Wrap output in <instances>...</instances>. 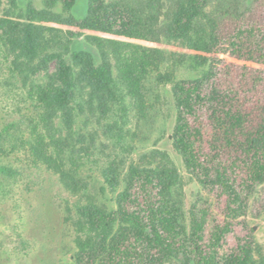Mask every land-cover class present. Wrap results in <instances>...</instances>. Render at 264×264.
<instances>
[{
  "label": "trees",
  "instance_id": "trees-1",
  "mask_svg": "<svg viewBox=\"0 0 264 264\" xmlns=\"http://www.w3.org/2000/svg\"><path fill=\"white\" fill-rule=\"evenodd\" d=\"M4 1L0 44L12 57V77L29 85L34 114L29 136L0 130V188L19 173L1 157L10 146L20 149V140L34 165L78 197L87 235L76 264H264L247 220L264 185V101L256 100V114L251 96L264 87V22L240 17L223 32L207 10L210 0H87L81 16L73 13L77 0H40V7L37 0ZM79 38L98 54L75 47ZM162 39L182 51L161 48ZM180 67L191 74L177 79ZM152 79L173 82L172 145L202 190L189 210L166 152L130 162L120 152L97 158L107 141L123 140L130 110L149 118L144 89ZM95 164L111 206L90 194ZM213 193L224 203L220 218ZM237 224L247 230L226 248Z\"/></svg>",
  "mask_w": 264,
  "mask_h": 264
},
{
  "label": "rangeland",
  "instance_id": "rangeland-1",
  "mask_svg": "<svg viewBox=\"0 0 264 264\" xmlns=\"http://www.w3.org/2000/svg\"><path fill=\"white\" fill-rule=\"evenodd\" d=\"M37 6L41 1L37 0ZM21 5L25 1L21 0ZM7 7V0L4 1ZM87 0H77L73 13L84 15ZM249 8L245 14V9ZM208 12L219 19L222 31L230 30L239 18L246 21L264 22V0H210ZM75 47L98 50L84 38L75 42ZM167 51H182L176 42L162 41L158 44ZM12 57L7 55L0 44V130L8 127L13 135H28L29 119L34 114L33 105L28 96L29 85L23 83L22 77H12ZM115 61V60H114ZM176 78L180 79L191 74L189 70L180 67L176 71ZM225 78H228L225 76ZM144 89L149 109V118L141 119L137 109L129 111L127 132L123 140L107 141L101 147L97 158L102 161L120 152L126 156V161H138L142 154L151 150L166 152L172 163L178 168L183 178V193L185 207L196 202L202 193L200 184L186 172L181 156L172 145V132L177 119V107L173 92V82L156 85L154 80ZM254 89L251 93L256 114L259 110L256 100L264 101V87ZM131 99V96H129ZM130 101V100H128ZM210 128H207V132ZM17 138L13 139L16 142ZM106 142L105 137L99 143ZM98 143V144H99ZM19 148L2 156V161L15 166L18 175L5 180L0 188V264H76L74 254L79 248V242L86 238V227L79 224L75 207L77 196L67 191L59 182L58 176L42 165H34L28 156L26 148L18 141ZM95 179H89V191L92 197L101 203L112 205V194L109 190L103 192L104 182L99 175L97 165L93 167ZM8 183V184H7ZM260 197L251 200V207L247 220L255 230L258 249L264 253V217L254 218V215L264 209V185L259 189ZM207 198V193H205ZM213 204L212 212L221 217L222 199L210 194ZM242 224H237L235 232L228 238L227 247L235 244L237 235L246 232ZM165 264H178L171 260Z\"/></svg>",
  "mask_w": 264,
  "mask_h": 264
}]
</instances>
